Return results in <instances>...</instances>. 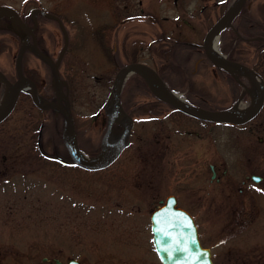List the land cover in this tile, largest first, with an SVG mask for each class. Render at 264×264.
<instances>
[{
    "label": "flooded vegetation",
    "instance_id": "1",
    "mask_svg": "<svg viewBox=\"0 0 264 264\" xmlns=\"http://www.w3.org/2000/svg\"><path fill=\"white\" fill-rule=\"evenodd\" d=\"M236 1L159 0L145 3L139 0L136 4L133 0H124L122 6L114 3L107 15L103 11L96 18H87L86 30L74 26L77 28L75 34L58 10L47 15L34 7L25 14L23 9L13 7L16 16L12 11L0 9L5 17L2 19L7 23L8 36L1 43L0 55L11 46L18 50L14 57H0V111L17 90L13 107L0 120V136L17 140L31 132L30 140L35 139L42 157L80 167L64 141L67 120L62 106H66L67 99L74 116L78 148L88 159L101 154L105 138L106 144L119 146L126 134L120 154L110 165L114 164L130 144L135 113L149 118L170 111L191 116L157 96V85L154 86L145 74L138 71H126L123 75L119 105L115 100L110 101L115 78L122 68L133 63L153 68L172 93L194 106L218 111L234 108L241 112L256 108V113L241 124L203 120L209 126V134L219 124L240 129V136L228 140L235 145L237 152L228 154H220L213 148L211 152H201L197 141L204 136L196 130H186V134L197 136L193 141L180 138L181 131L176 127L172 134L161 131L170 128L168 123L158 126L159 131L150 130L152 143L148 155L160 158L161 170L153 169L151 164L146 178L152 190L167 191L165 198L162 196L154 203V209L173 194L176 207L191 214L200 241L210 249L214 264H264V0H243L240 8L207 40L210 29ZM116 6L118 9H114ZM169 6L177 13L174 20L165 14ZM121 10L127 15L121 17ZM186 14H193V20ZM40 18L54 22V27L59 28L60 39L56 35L53 42L50 39L47 43L40 33ZM135 21H141L151 30L157 25L153 38L144 40L142 35H147L148 31L137 30L133 24ZM33 45L54 63L59 61V84L54 67L37 55ZM49 47L55 51H50ZM21 48L25 50L18 59ZM80 54L92 62L83 71L96 81L92 100V106L96 108L90 118L97 134L84 138L72 103L74 86L70 77L75 65L68 61L65 66L67 59ZM37 61L44 63L43 67L49 73H42V66ZM137 94L144 100L136 102L134 97ZM186 96L199 100L190 102ZM119 109L125 115L120 114ZM111 117L115 119L108 129ZM62 122L65 152L59 153L55 149L49 153L44 149L46 125L55 127L49 139L54 142L56 126ZM209 141L213 146V139ZM83 142L88 149H83ZM185 144L191 153L188 152L184 159L177 155V151L185 148L182 147ZM170 160L184 161L180 166L186 175L178 178L179 164L171 167L173 173H170ZM0 161V172L6 171L8 157L4 154ZM238 236H241L240 242L234 243ZM206 237L211 240L209 243H206ZM56 259L54 264H58Z\"/></svg>",
    "mask_w": 264,
    "mask_h": 264
},
{
    "label": "rangeland",
    "instance_id": "2",
    "mask_svg": "<svg viewBox=\"0 0 264 264\" xmlns=\"http://www.w3.org/2000/svg\"><path fill=\"white\" fill-rule=\"evenodd\" d=\"M133 1L136 4L139 2ZM114 3L122 6L124 0H0L1 5L23 9L25 14H29L34 7L49 12L58 10L63 19L70 23L73 34L77 30L74 26L86 30L84 24H88L87 21L85 23L87 18H96L103 11L107 15V10H111ZM165 14L171 20L177 18L171 6ZM121 15L123 17L127 13L121 10ZM186 16L193 20V14ZM2 18L5 17L0 12V47L8 37L5 30L7 23ZM53 24L52 20L41 19L39 22L40 33L45 36L48 44L54 36L60 37L59 28ZM133 24L137 30L148 31L147 35H142L146 41L153 38L158 29L157 25H153L151 30L141 21ZM185 30L189 28L185 26ZM49 49L55 51L53 47ZM16 51L17 48L11 46L0 57H14ZM68 61L75 65L70 80L74 86L72 103L79 120V130L83 132V138L90 134L94 136L97 134L96 128L90 117L96 108L92 106L96 81L88 78L83 71L92 62L83 54L70 57L65 66H68ZM37 62L42 66V73H49L43 67L44 63ZM134 99L141 102L144 97L137 94ZM187 100L192 102L199 98L190 96ZM135 117L130 144L124 149L122 157L110 167L98 171L42 157L35 139L30 140L31 132L19 136L17 140L0 136V157L4 154L8 157L5 164L8 168L0 172V264H54L55 258L66 262L70 257L79 259L83 264H162L154 247L150 216L154 203L162 196L165 198L167 191L156 192L148 185L146 177L151 164L153 169L161 170L160 158L158 160L148 155L152 143L149 131H159L158 126L168 123L170 128L161 131L172 134L177 128L181 131L178 134L180 138L193 141L197 136L186 134V130H196L204 136L197 141L201 152H211L213 148L220 154L237 152L235 145L228 140L240 136L241 132L232 125L219 124L209 134V126L203 120L172 111L153 118L137 112ZM52 126L46 125L44 149L49 153L55 149L64 153L61 137L63 122L56 126L54 142L49 140L55 128ZM175 136L171 135L173 138ZM210 138L213 139V146L209 145ZM83 147L84 150L88 149L84 142ZM182 147L185 148L178 150L177 155L185 159L191 149L186 144ZM183 163L179 160L168 161L170 173H173L171 167L179 164L178 178L186 175L180 166ZM240 239L241 236H238L233 242L239 243ZM205 241L209 243L211 240L206 237ZM44 257L48 260L44 261Z\"/></svg>",
    "mask_w": 264,
    "mask_h": 264
},
{
    "label": "water",
    "instance_id": "3",
    "mask_svg": "<svg viewBox=\"0 0 264 264\" xmlns=\"http://www.w3.org/2000/svg\"><path fill=\"white\" fill-rule=\"evenodd\" d=\"M242 2L243 0H237L234 3L233 7L228 10L225 16L222 17L216 24H214V26L210 29L207 35V40L213 32L218 30L221 25L225 23V20H227L228 17L233 15L240 8ZM0 9L10 10L14 12V14L18 15L13 8L8 6H2L0 7ZM33 48L37 55L43 61L47 62L48 64L54 67L56 82L57 84H59L61 81L60 72L58 68L59 61L58 63H54L51 58L39 51V49L34 45ZM24 50L25 48H21V50L19 51L18 59L22 57ZM126 71H138L145 74L147 80L150 83H152L154 86L157 85L158 88L155 87L156 93L158 94L157 96H160L166 101L174 104L176 107H178L185 113L201 119L214 122H229L241 124L246 120L250 119L257 111L256 108L244 112L238 111L234 108L218 111L213 109L208 110L206 108L195 107L191 104H187V102L178 98V96H176L168 89L166 83L159 77L158 73L153 68L141 63H133L125 66L115 78L109 100H115L118 105V97L122 77ZM16 94L17 90L13 92V98L10 99V102H7V104L0 111V120L3 119L13 107L15 103ZM59 105L61 104L59 103ZM62 110V113L64 114L67 120L64 132V141L67 147L69 148L68 151L71 152L77 164L87 169L100 170V168L108 166L117 158V156L122 150L123 139L126 137V134L122 138V143L119 144V146L116 145L113 147H108V145H106L105 138V141L102 145L101 154L94 159H88L81 153L77 145L76 128L69 100L66 99V106H62ZM119 111L120 114L125 115L122 110L119 109ZM114 119L115 117L110 118L108 129H110ZM195 225V221L188 211L181 207H176V198L174 197V195H170L163 206L153 211L152 228L154 231V243L158 255L163 264H214L211 257V251L209 248H206L201 244L198 228ZM166 233H170L171 235H167ZM179 249H186V251H180ZM57 262L58 264H64L60 260H57ZM66 264L82 263L76 258H70L68 262H66Z\"/></svg>",
    "mask_w": 264,
    "mask_h": 264
},
{
    "label": "snow or ice",
    "instance_id": "4",
    "mask_svg": "<svg viewBox=\"0 0 264 264\" xmlns=\"http://www.w3.org/2000/svg\"><path fill=\"white\" fill-rule=\"evenodd\" d=\"M167 235H171L170 233H166ZM178 243V241H177ZM180 251H186V249H179Z\"/></svg>",
    "mask_w": 264,
    "mask_h": 264
}]
</instances>
